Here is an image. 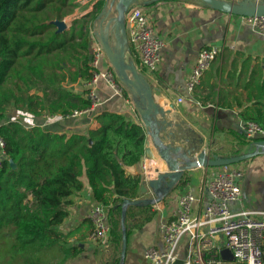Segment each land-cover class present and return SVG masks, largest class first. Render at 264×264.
<instances>
[{
    "label": "trees",
    "instance_id": "trees-1",
    "mask_svg": "<svg viewBox=\"0 0 264 264\" xmlns=\"http://www.w3.org/2000/svg\"><path fill=\"white\" fill-rule=\"evenodd\" d=\"M80 2L0 0V135L6 152L0 166V264H65L81 253L78 243L69 242L75 233H64L61 227L69 216V197L84 188V175L94 199L108 207L119 249L122 202L139 196L144 177L128 171L144 155L147 135L125 113L104 109L95 117L99 127L71 135L38 122L30 127L23 123L25 118L65 116L91 106L86 92L74 90L71 83L93 76L92 22L104 0L73 18L63 31L53 22L73 14ZM209 69L202 78V86L209 88L202 104H223V95L231 96L224 104L241 107L243 121L264 128V60L254 62L248 56L239 65L234 61L220 91ZM11 109L19 118L9 116ZM151 207H128V235L150 219ZM134 208L145 214L131 223ZM120 261L119 250L112 264Z\"/></svg>",
    "mask_w": 264,
    "mask_h": 264
},
{
    "label": "crops",
    "instance_id": "crops-1",
    "mask_svg": "<svg viewBox=\"0 0 264 264\" xmlns=\"http://www.w3.org/2000/svg\"><path fill=\"white\" fill-rule=\"evenodd\" d=\"M96 1L98 0H81L82 4L76 10L80 11L82 8L80 15L82 16L91 11ZM89 2L91 5H87ZM148 9L153 13L155 32L165 43L161 49L158 69L149 77V80L152 82L159 103L164 110L170 112L167 114V119L173 122L180 121L185 138H190L191 142L200 138L201 148L209 155L216 154L223 157L236 155L235 151L239 147L251 142L243 136L241 107L224 104L232 100L229 94H226L229 96L227 98L223 95V104L210 102L203 105L200 98L202 99V95H205L209 88L202 86V80L193 95L187 93L184 85L200 49L215 45L221 47L222 51L210 67L211 81L217 83V89L220 91L221 87H224V80L227 81L234 61L239 65L241 60L248 56L254 62L257 59L264 60V36L254 31L245 22L243 16L211 9L199 0H162L149 4ZM83 83L84 81H78L71 83V86L76 91H84ZM98 87L103 103L96 111L77 117L55 118L45 126L55 128L59 132H66L68 135L76 131L84 132L89 128L100 126L95 117L104 109L125 113L141 124L138 115L128 110L125 99L113 95L104 80L99 81ZM195 95L199 98L197 99ZM179 96H183L182 103L177 102ZM9 116L19 118V112L11 109ZM34 120L30 117L25 118L23 123L27 127L36 122L42 125L44 123L43 116L37 121ZM235 132H240L242 135L238 136ZM150 146L155 158L144 155V160H140L138 164L130 168L129 173L152 178L157 168L163 170L164 163L156 154L155 148L151 144ZM243 165L245 173L239 180L242 196L240 200L230 202V207L235 212L242 208L264 211V153L249 158L247 162L243 161ZM220 170L221 166H201L187 170L175 189H190L197 195L201 186ZM83 181L85 184L83 190L69 197V216L61 227L64 233H75L69 242L70 244L78 243L82 251L65 264H112L117 252L119 250L121 252L122 243L119 249L114 237H112L111 245L91 239L93 225L88 214L91 206L97 201L93 197L86 175L83 176ZM148 196H151L150 191L144 193L140 189L138 198ZM207 200L208 194L205 195L202 205L205 206ZM173 208L171 196L152 205L150 219L139 227H133L128 235L124 264H154L145 257L144 251L149 246L162 247L159 224L172 217ZM132 214L134 217L131 218V223L141 220L145 213L134 208ZM256 218H264V215L258 214ZM82 234L87 236L79 239L78 237ZM187 247V237H184L180 244L182 256L186 255Z\"/></svg>",
    "mask_w": 264,
    "mask_h": 264
},
{
    "label": "built area",
    "instance_id": "built-area-1",
    "mask_svg": "<svg viewBox=\"0 0 264 264\" xmlns=\"http://www.w3.org/2000/svg\"><path fill=\"white\" fill-rule=\"evenodd\" d=\"M244 19L254 31L264 36V15L245 16ZM126 27L131 55L138 69L149 78L158 69L165 43L155 32L153 13L148 5H133L126 15ZM92 39L90 63L94 72L91 79L83 83L86 96L91 101L90 108L65 116L44 114V126L55 118L77 117L96 111L103 103L98 87L100 80L106 82L113 95L125 99L128 110L137 114L132 99L125 96L127 90L118 80L104 50L94 37ZM221 51L222 48L215 45L200 49L184 85L189 95H193ZM177 102L182 103L183 96H179ZM241 129L250 141L264 138V128L254 121H243ZM5 157V141L0 135V166ZM244 173L243 162L224 165L220 172L201 186L197 195L190 189H174L170 194L173 215L159 224L162 247H147L145 257L154 264H264V218H256L258 214L264 215V211L242 208L235 212L230 207V202L241 199L239 180ZM206 194L208 200L204 206ZM88 215L93 225L91 239L111 245L108 207L96 202ZM184 237H187L188 247L186 255L182 256L180 244ZM224 250L229 251L228 257L223 256Z\"/></svg>",
    "mask_w": 264,
    "mask_h": 264
},
{
    "label": "water",
    "instance_id": "water-1",
    "mask_svg": "<svg viewBox=\"0 0 264 264\" xmlns=\"http://www.w3.org/2000/svg\"><path fill=\"white\" fill-rule=\"evenodd\" d=\"M162 0H104L92 22V36L106 54V58L114 69L118 80L125 86L134 103L141 124L149 139L146 141L145 154L150 158L156 154L164 163L163 170L157 168L152 178L144 177L142 192H151V196L136 199L125 198L121 205L122 249L120 264H124L128 246L127 209L130 206L154 205L166 199L179 185L187 170L197 167H220L243 162L258 154L264 153V138L251 142L255 148L250 152L233 156L209 155L201 148V139L188 141L180 121H170L155 96V90L149 78L138 69L131 55V47L127 35L126 15L135 4L149 5ZM205 6L228 14L239 16L264 15V0H199ZM95 4V3H94ZM95 6V5H94ZM65 19L54 20L58 31L68 28ZM181 143V144H180ZM144 155L141 161L144 160ZM10 163H15L10 159ZM224 257L229 251L222 252Z\"/></svg>",
    "mask_w": 264,
    "mask_h": 264
},
{
    "label": "rangeland",
    "instance_id": "rangeland-1",
    "mask_svg": "<svg viewBox=\"0 0 264 264\" xmlns=\"http://www.w3.org/2000/svg\"><path fill=\"white\" fill-rule=\"evenodd\" d=\"M83 2V1H82ZM97 2V1H96ZM95 2V3H96ZM81 3V2H80ZM82 4V3H81ZM87 5H91L90 4V2L89 3H87ZM86 5V6H87ZM95 4H93L92 5V9L91 10H93V9H95V6H94ZM85 6V5H84ZM82 8H81V10L80 11H77V10H75L74 11V13L73 14H71V15H69V16H66L64 19L66 20L65 22H66V24H68L69 25V23L71 22V20H73V18H75V17H77V16H80L81 15V13H82ZM252 142V141H251ZM251 142H249V144H245V145H243L242 147H239L235 152H236V154H241V153H245V152H250V151H252V150H254V146L253 145H251ZM238 152V153H237ZM244 162H247V160L246 161H244Z\"/></svg>",
    "mask_w": 264,
    "mask_h": 264
},
{
    "label": "bare ground",
    "instance_id": "bare-ground-1",
    "mask_svg": "<svg viewBox=\"0 0 264 264\" xmlns=\"http://www.w3.org/2000/svg\"><path fill=\"white\" fill-rule=\"evenodd\" d=\"M188 141H190V138H186ZM191 142V141H190Z\"/></svg>",
    "mask_w": 264,
    "mask_h": 264
},
{
    "label": "flooded vegetation",
    "instance_id": "flooded-vegetation-1",
    "mask_svg": "<svg viewBox=\"0 0 264 264\" xmlns=\"http://www.w3.org/2000/svg\"><path fill=\"white\" fill-rule=\"evenodd\" d=\"M103 6V5H102Z\"/></svg>",
    "mask_w": 264,
    "mask_h": 264
}]
</instances>
